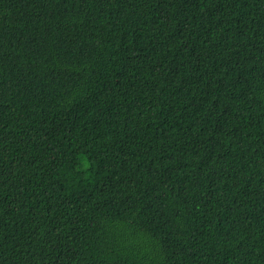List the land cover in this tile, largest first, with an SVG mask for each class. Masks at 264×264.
Returning <instances> with one entry per match:
<instances>
[{"label":"trees","instance_id":"16d2710c","mask_svg":"<svg viewBox=\"0 0 264 264\" xmlns=\"http://www.w3.org/2000/svg\"><path fill=\"white\" fill-rule=\"evenodd\" d=\"M0 264H264V0H0Z\"/></svg>","mask_w":264,"mask_h":264}]
</instances>
